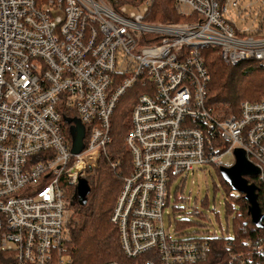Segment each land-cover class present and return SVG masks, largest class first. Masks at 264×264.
Masks as SVG:
<instances>
[{
	"label": "built area",
	"instance_id": "built-area-1",
	"mask_svg": "<svg viewBox=\"0 0 264 264\" xmlns=\"http://www.w3.org/2000/svg\"><path fill=\"white\" fill-rule=\"evenodd\" d=\"M170 1L186 21H146L153 0H0V253L13 264H68V190L95 183L127 91L130 170L110 216L122 255L205 264L208 238H232L178 228L188 220L179 184L204 165L231 167L236 149L264 178V97L223 118L207 103L202 54L213 48L226 66L264 69V0ZM246 243L227 264H264V240Z\"/></svg>",
	"mask_w": 264,
	"mask_h": 264
},
{
	"label": "trees",
	"instance_id": "trees-1",
	"mask_svg": "<svg viewBox=\"0 0 264 264\" xmlns=\"http://www.w3.org/2000/svg\"><path fill=\"white\" fill-rule=\"evenodd\" d=\"M146 21L176 23L186 19L178 16L172 1L153 0ZM202 54L210 75L207 103L223 118L228 116L229 110H236L240 101H258L264 97L263 68L250 62L241 63L237 68L226 66L213 48L203 50ZM133 97L134 94L127 91L116 105L111 117V141L102 156L97 179L84 201L78 200L74 187L68 190L74 217L69 225V239L63 246L68 264H102L108 261L133 264L122 255L117 227L110 221L121 183L130 170L129 152L121 137L128 129ZM215 172L224 190V205L226 215L231 220L232 238H208L209 253L205 264H227L228 255L243 251L248 246L246 242L264 240V228H255L243 196L230 197L231 188L220 176L218 167ZM247 180L258 188L257 202L264 215V178ZM184 221L177 220L178 225L183 226ZM262 222L264 224V219ZM227 246L229 249H226ZM0 264H13L10 254L0 253Z\"/></svg>",
	"mask_w": 264,
	"mask_h": 264
},
{
	"label": "rangeland",
	"instance_id": "rangeland-1",
	"mask_svg": "<svg viewBox=\"0 0 264 264\" xmlns=\"http://www.w3.org/2000/svg\"><path fill=\"white\" fill-rule=\"evenodd\" d=\"M237 66L239 64L233 65V68ZM229 160L231 159L227 156L223 158V161ZM179 185L183 187L179 192V197L183 199L180 205L185 210V218L188 220L184 221L183 226L177 223L178 228L193 236L211 235L214 232L217 235L232 234L231 220L226 215L224 205V190L212 165H204L199 170H195L187 175L184 183ZM73 189L76 190L75 187ZM194 211H202L205 216H194ZM164 225H168L165 216Z\"/></svg>",
	"mask_w": 264,
	"mask_h": 264
},
{
	"label": "water",
	"instance_id": "water-1",
	"mask_svg": "<svg viewBox=\"0 0 264 264\" xmlns=\"http://www.w3.org/2000/svg\"><path fill=\"white\" fill-rule=\"evenodd\" d=\"M82 131L80 128L73 132V152L78 153L81 149ZM235 163L231 167H219L218 171L225 183L233 191L241 194L247 202V212L251 223L257 229H263L264 215L261 213L257 202V186L254 183H248L247 178H257L260 170L254 164L246 159L244 152L240 149L234 151ZM87 184L80 180L76 186V194L80 202L89 191Z\"/></svg>",
	"mask_w": 264,
	"mask_h": 264
}]
</instances>
